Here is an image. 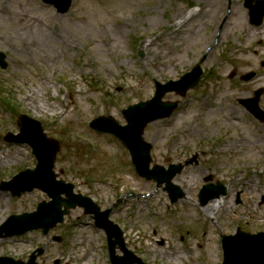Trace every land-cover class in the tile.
<instances>
[{
  "label": "rangeland",
  "instance_id": "obj_1",
  "mask_svg": "<svg viewBox=\"0 0 264 264\" xmlns=\"http://www.w3.org/2000/svg\"><path fill=\"white\" fill-rule=\"evenodd\" d=\"M246 3L73 0L69 12L60 14L41 0H0V51L10 57L8 67L0 68V184L36 165L27 143L4 140L8 131L18 132L15 115L29 114L60 139L55 169L61 179L104 209L120 200L110 217L144 261L221 264L220 233H234L241 225L264 230V122L240 103L264 90V20L254 25ZM104 24L109 32L119 30L114 53L104 47ZM95 30L102 43L96 54ZM60 34H66L69 47ZM197 63L204 69L198 86L186 96L168 93L164 100L178 101L179 108L148 125L144 135L153 144L152 166L199 154L198 164L174 178L186 195L171 203L163 187L136 173L122 143L89 123L112 115L125 124L122 110L151 99L155 79H179ZM253 71L254 79H242ZM259 104L264 109V92ZM235 109L244 120L241 136H252L253 147L243 140L234 146L235 129L219 125L236 117ZM208 174L228 191L202 206L198 195ZM49 199L37 188L20 197L0 188V225ZM2 234L0 256L27 260L43 247L40 264H111L105 232L82 208L73 209L49 235Z\"/></svg>",
  "mask_w": 264,
  "mask_h": 264
},
{
  "label": "water",
  "instance_id": "obj_2",
  "mask_svg": "<svg viewBox=\"0 0 264 264\" xmlns=\"http://www.w3.org/2000/svg\"><path fill=\"white\" fill-rule=\"evenodd\" d=\"M257 1V6H250L251 16L253 23L260 24L264 17V2H261V0ZM2 65L5 67L3 62ZM201 72L202 70L197 67L194 72L185 77V79H191L186 88L189 85H195L197 83ZM249 77H251V75ZM180 84L181 82L171 83L169 85H161L158 83L156 97L153 100L131 106L124 110V115L129 122L127 126H120V124L112 117H100L92 122V126L95 129L99 131H111L124 141L132 153L137 170L142 175H146L148 178L157 179L160 185L163 182H167L166 189L170 192L173 201L177 200L181 194L179 189L175 188L171 184V179L174 175L181 171L182 166H172L169 171L164 170L161 166H156L154 170L150 171V150L152 146L151 144L144 142L143 133L147 123L161 117V115H167L170 110L172 111V109L176 107V103L165 104L161 101V98L169 90H180ZM259 97L260 92H257V97L254 101L257 102ZM22 119L23 123L21 135L15 137L9 136L8 139L29 142L34 147V152L37 154L39 163L35 170H27L20 173L13 179V181L3 182L2 187L9 188L12 190L13 194L20 195L26 190H32L35 186H41L49 191L50 195L54 197V201L49 204H41L37 212L26 213L21 216H12L9 223L14 220L19 222L18 226L20 228L16 233L22 234L35 228H43L44 233H48L49 230L58 222L64 220V215L69 209L68 207H75L79 204L85 206L87 212L95 213L98 225L107 230L110 237L111 251L115 252L117 244H119L124 250L126 254L125 256L119 257L115 256L114 253L112 254L114 264H134L135 262L142 263L141 259L132 255V253L126 249L121 238V232L116 227H113L108 223L107 217L110 211L100 213L99 207L93 204L90 199H83L80 196H74L71 186L66 185L64 182L55 181V174L53 173L52 168L54 165L55 155L59 149L58 142L55 140H48L46 138L43 134L40 123L33 122L26 116H23ZM105 122L106 127L104 126ZM40 175H43L45 181L38 182ZM22 181L25 183L22 186H19L18 182ZM45 182H50L49 184L52 185ZM62 192L67 193L69 196L68 200H61ZM220 193L215 195H219ZM62 205H65L66 209H62ZM10 234H13V232L8 233V235ZM113 235L118 238L116 242L112 240ZM228 239L229 242L226 243V250H228L227 264L232 258V255L236 256L237 253L240 256L249 258L248 261L237 264H264V233L251 235L239 232L235 236L226 237V240ZM43 252L44 250L42 248L37 251L38 254L34 252L29 262L15 261L12 258L0 257V264H37L36 259L38 255Z\"/></svg>",
  "mask_w": 264,
  "mask_h": 264
},
{
  "label": "bare ground",
  "instance_id": "obj_3",
  "mask_svg": "<svg viewBox=\"0 0 264 264\" xmlns=\"http://www.w3.org/2000/svg\"><path fill=\"white\" fill-rule=\"evenodd\" d=\"M216 2L218 4L219 2H221V0H216ZM210 3L211 2H208L206 7H209ZM217 7H219V9L221 10V5L217 6ZM199 12H201V10H199ZM104 27H107L106 24L102 25V27L100 28L101 33L105 32V43L106 44L104 45V47H106L108 52L114 53L115 50L117 49L116 46H114V44H113V42L115 40L114 35H117V32L119 30L113 29L109 32V30L105 29ZM97 33H98V31H96V30H95V32L91 33L92 43H93V45H95V50H96V51H94L95 54H96V52H99L101 50V45H102V43L99 42L96 38ZM60 38L62 39L63 43H65L69 47V45H70L69 42H65L66 41V34H60ZM233 114L236 115V117L232 116V118L230 117L228 120L221 121V122H219V125L228 126L232 129H235L237 134L235 136H233V138L231 140L232 144L234 146H237L238 142H239V144L244 145L243 143H240V141L243 140L245 142H249L250 147H253L254 142L248 141L252 138V136H246V135L241 136V130L243 127H245V125L243 123L244 122L243 118H240L237 109L234 110ZM244 132L246 133V130ZM262 138H264V133L261 135V143L264 141ZM206 213H207V210H206Z\"/></svg>",
  "mask_w": 264,
  "mask_h": 264
}]
</instances>
